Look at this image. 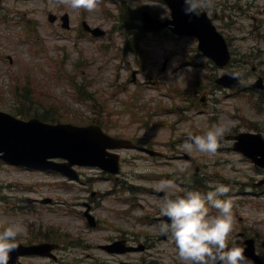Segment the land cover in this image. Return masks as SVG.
<instances>
[{"label": "rangeland", "instance_id": "rangeland-1", "mask_svg": "<svg viewBox=\"0 0 264 264\" xmlns=\"http://www.w3.org/2000/svg\"><path fill=\"white\" fill-rule=\"evenodd\" d=\"M138 1L162 18L169 15V8L162 2ZM194 1L199 10L208 11L230 40L237 59L234 67L244 72L247 83L254 81L251 67L238 62L254 53L259 60L251 57L253 62L264 70V0ZM129 2L132 7L138 5L136 0ZM54 3L0 0V110L11 112L18 107L12 93L13 77L29 68L42 111L55 104L59 107L56 112L65 118L87 123L98 108L96 117L108 133L140 140L142 146L163 156L121 150L126 184L118 185L103 179L97 169H79L84 181H90L83 183L52 172L0 163V196L4 197L0 200V230L17 223L23 226L17 241L60 242V259L47 260L46 264H181L174 244L169 238L163 239L164 215L160 208L164 200L147 190H170L164 183L170 181L166 178L187 172L192 167L186 159L189 155L232 188L228 193L233 199L234 216L230 244L233 239L237 242L243 229L264 238V186L253 185L264 179V171L235 153L231 144L215 154H205L180 142L189 132H205L214 122L224 125L226 133L260 131L264 135V111L258 112L251 99L258 93L219 87L216 78L228 70L204 58L195 39L160 43L144 32L142 47L149 51L148 58L120 56L124 37L113 33L114 23L103 14L102 0H97L91 12L72 9L69 0ZM107 7L117 10L112 3ZM50 12L60 16L69 13L74 30L50 25ZM84 18L105 28L108 36H78ZM28 23L37 31L29 34ZM137 23L141 25L140 20ZM8 55L14 63L8 61ZM73 78L83 82L86 91L96 92L97 98L91 94L88 97L98 107L92 100L75 99L70 84ZM92 192L99 194L92 197ZM50 198L52 203H44ZM86 203L94 207L96 227L89 226L83 215ZM216 211L212 209L211 214ZM115 240H125L139 250L111 254L100 247ZM43 262L32 259L28 264Z\"/></svg>", "mask_w": 264, "mask_h": 264}, {"label": "clouds", "instance_id": "clouds-1", "mask_svg": "<svg viewBox=\"0 0 264 264\" xmlns=\"http://www.w3.org/2000/svg\"><path fill=\"white\" fill-rule=\"evenodd\" d=\"M188 0H185L187 3ZM72 9L88 12L97 6V0H69ZM185 14L189 9H184ZM227 129L214 122L203 134L188 133L185 147L200 153L215 154L222 146ZM172 187L173 181L164 182ZM207 189L186 188L183 194H165L160 212L168 217L162 231L169 233L181 264H251L245 256V245L235 239L233 232V199L231 186L220 181H207ZM216 209V214H211ZM23 226L9 224L0 230V264H8L10 253L17 248V237Z\"/></svg>", "mask_w": 264, "mask_h": 264}, {"label": "water", "instance_id": "water-1", "mask_svg": "<svg viewBox=\"0 0 264 264\" xmlns=\"http://www.w3.org/2000/svg\"><path fill=\"white\" fill-rule=\"evenodd\" d=\"M174 9L175 31L181 34L197 35L200 38V48L221 66L228 62L229 55L222 37L215 31L205 17V14H193L190 5L185 0H167ZM189 11L185 14L184 9ZM146 28L158 29L155 21L146 19ZM231 75H226L219 82L234 86L230 83ZM100 133V136H95ZM105 136L98 128L77 129L70 126H49L37 120L24 122L16 118L0 113V152H4V159L19 164L51 165L48 159L51 157H65L70 163L63 167L69 170L73 164L97 165L104 169H110L104 159V150L110 146ZM237 148L248 156L256 159L262 157L264 162V142L259 136L244 134ZM256 145H260L258 149ZM32 159V160H31ZM51 247L43 245L35 250L15 249L10 253L8 264H17L18 256L27 253H45Z\"/></svg>", "mask_w": 264, "mask_h": 264}]
</instances>
